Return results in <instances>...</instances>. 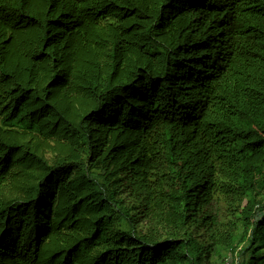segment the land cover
<instances>
[{"label": "trees", "instance_id": "trees-1", "mask_svg": "<svg viewBox=\"0 0 264 264\" xmlns=\"http://www.w3.org/2000/svg\"><path fill=\"white\" fill-rule=\"evenodd\" d=\"M226 262L264 264V0H0V264Z\"/></svg>", "mask_w": 264, "mask_h": 264}, {"label": "rangeland", "instance_id": "rangeland-1", "mask_svg": "<svg viewBox=\"0 0 264 264\" xmlns=\"http://www.w3.org/2000/svg\"><path fill=\"white\" fill-rule=\"evenodd\" d=\"M238 149H239V148H238ZM244 154H245V156L249 157V156H251V155L253 154V152H250V151H244ZM253 171H254L255 176H258V175L261 173L260 168H254ZM226 257H227V256H226ZM240 260H241V259L239 258L238 261H240ZM228 261H229V259H228Z\"/></svg>", "mask_w": 264, "mask_h": 264}, {"label": "built area", "instance_id": "built-area-1", "mask_svg": "<svg viewBox=\"0 0 264 264\" xmlns=\"http://www.w3.org/2000/svg\"><path fill=\"white\" fill-rule=\"evenodd\" d=\"M225 264H228L227 262Z\"/></svg>", "mask_w": 264, "mask_h": 264}]
</instances>
